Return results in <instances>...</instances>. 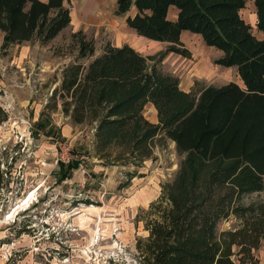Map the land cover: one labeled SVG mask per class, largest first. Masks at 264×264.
I'll list each match as a JSON object with an SVG mask.
<instances>
[{
  "label": "trees",
  "instance_id": "trees-1",
  "mask_svg": "<svg viewBox=\"0 0 264 264\" xmlns=\"http://www.w3.org/2000/svg\"><path fill=\"white\" fill-rule=\"evenodd\" d=\"M245 6V0H117L116 9L138 36L168 45L163 57L189 58L182 36H199L221 53L217 66L237 69L244 87L230 82L187 93L179 78L150 68L152 58L128 44L107 43L95 56L83 30L70 36L74 61L64 67L53 100L75 126L95 130L101 157L119 146L140 164L153 156L156 139L174 143L184 157L162 200L151 205L149 235L136 246L139 264H264L254 254L264 247V205L243 202L264 190V40L242 17ZM255 6L264 32V0ZM71 23L65 0H0L1 51L27 42L47 46ZM147 99L158 124L143 115ZM36 126L46 131L48 124L40 119ZM2 181L0 174V189ZM230 217L238 228L219 232Z\"/></svg>",
  "mask_w": 264,
  "mask_h": 264
},
{
  "label": "rangeland",
  "instance_id": "rangeland-1",
  "mask_svg": "<svg viewBox=\"0 0 264 264\" xmlns=\"http://www.w3.org/2000/svg\"><path fill=\"white\" fill-rule=\"evenodd\" d=\"M245 1L241 15L264 40L255 0ZM65 4L71 10V26L49 45L25 43L6 54L0 45V264H139L136 246L149 235L145 225L154 218L151 205L162 200L164 186L174 180L184 157L174 143L158 139L153 156L140 164L119 146L101 157L95 130L75 126L61 112V101L53 100L64 67L74 61L68 47L71 34L83 30L93 39L95 56L107 43L130 45L152 58L150 68L179 78L184 92L221 86L237 75L217 66L221 54L189 33L182 36L189 58L175 53L163 57L168 45L130 29L127 16L116 14L117 0ZM55 49L62 53L56 56ZM154 108L147 99L143 115L158 124ZM40 119L48 124L46 131L36 126ZM72 162L76 168L67 167ZM243 202L264 205V190ZM239 224L230 217L218 230H234ZM254 254L264 262L263 246Z\"/></svg>",
  "mask_w": 264,
  "mask_h": 264
},
{
  "label": "crops",
  "instance_id": "crops-1",
  "mask_svg": "<svg viewBox=\"0 0 264 264\" xmlns=\"http://www.w3.org/2000/svg\"><path fill=\"white\" fill-rule=\"evenodd\" d=\"M41 1H43V2H47L48 0H41ZM171 13H172V16H171ZM170 18L172 19V20H176L177 19V10L175 9V8H172L171 10H170ZM1 33V32H0ZM185 33H188V32H185ZM184 33V34H185ZM183 34V35H184ZM190 34V33H189ZM1 36H0V45H2V41H3V34L1 33L0 34ZM27 43H29V42H27ZM25 44V43H24ZM23 45V44H22ZM16 46H19V45H16ZM221 54V53H220ZM227 70H232V71H234V73H235V75H237L236 76V78L234 79V80H231L230 82H235V83H237V84H239V82H238V79H240L239 78V76H238V73H237V69L236 68H226ZM230 82H228V83H230ZM241 82V87H244V85H243V83H242V81H240ZM228 83H226V84H228ZM226 84H224V85H226ZM208 86V85H207ZM221 86H223V85H221ZM187 93H189V92H187ZM155 112L157 113V110H156V108H154V114H155ZM154 119H156V117H154Z\"/></svg>",
  "mask_w": 264,
  "mask_h": 264
},
{
  "label": "built area",
  "instance_id": "built-area-1",
  "mask_svg": "<svg viewBox=\"0 0 264 264\" xmlns=\"http://www.w3.org/2000/svg\"><path fill=\"white\" fill-rule=\"evenodd\" d=\"M62 161H63V162H65V161H66L64 157H62Z\"/></svg>",
  "mask_w": 264,
  "mask_h": 264
}]
</instances>
